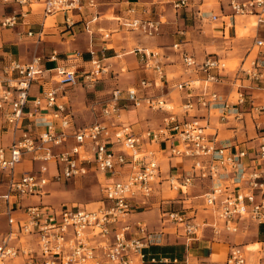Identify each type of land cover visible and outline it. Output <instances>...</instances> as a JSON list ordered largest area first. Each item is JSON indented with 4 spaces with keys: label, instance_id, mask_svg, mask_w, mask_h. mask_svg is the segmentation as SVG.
Returning a JSON list of instances; mask_svg holds the SVG:
<instances>
[{
    "label": "built area",
    "instance_id": "obj_1",
    "mask_svg": "<svg viewBox=\"0 0 264 264\" xmlns=\"http://www.w3.org/2000/svg\"><path fill=\"white\" fill-rule=\"evenodd\" d=\"M0 1L19 6V12L0 22L1 28H14L18 18H25L34 11L33 6L39 5L45 18L61 16L66 31L77 24L73 21L75 17L79 18L77 22L84 23L91 10L89 22L84 23L87 30L89 23L97 21L96 10L101 3L100 0ZM161 1L176 12L190 8L188 0ZM226 7L227 18H254L258 27H264V0H226ZM195 18L198 23L223 24L226 17L207 15L197 9ZM162 24L160 20L133 17L122 19L119 27L152 39L160 34ZM27 36L41 42L44 34L42 30L29 31ZM254 48L257 55L248 66L246 61L241 64L233 76L237 81L246 79L264 92V38L256 39ZM173 49L179 55L181 73L188 78L174 86L185 93L179 114L167 109L164 97L155 94L168 84L162 56L153 50L136 49L146 76L125 91L113 90L96 121L85 127L75 125L70 106L60 101L64 96L62 88L92 87L99 75L106 73L98 60L91 58L90 63L96 69L82 73L65 67L45 70L44 58L40 56L28 63L13 59L4 62L0 69V124L20 135L9 146L0 145V173L6 179L2 200L9 225V231L0 237V264H144V250L152 244L153 233L140 222L131 223L129 217L135 213L137 204L147 207L154 194L163 190L162 186L175 196L159 204L160 220L175 224L188 238L201 236L205 229H210L214 236L237 235L242 223L264 224V95L260 103L246 102L239 84L230 100L223 97L216 87L222 85L228 73L219 56L205 55L198 60L179 44ZM55 57L53 53L48 59ZM80 57L73 52L67 59L76 62ZM46 73L48 76L44 77ZM38 82L52 86L43 89V85L37 96H30L32 86ZM121 102L167 116L157 130L137 134L121 120ZM242 108L246 110L242 112ZM244 113L254 122L255 130L246 145L222 143L207 121L205 125L199 121L213 115L225 124L242 120ZM162 152L190 161L189 171L184 176H165L159 159ZM25 161L30 163V169L17 172ZM88 174L102 176L99 181L102 198L96 209L19 203L44 197L49 184ZM196 183L207 185L193 201L199 200L202 210L213 214L212 224L205 219L201 224L197 222L196 206L174 208L176 195H186ZM16 210L19 217L13 213ZM149 262L160 264L155 259ZM226 264H247L243 247L232 246Z\"/></svg>",
    "mask_w": 264,
    "mask_h": 264
},
{
    "label": "crops",
    "instance_id": "obj_2",
    "mask_svg": "<svg viewBox=\"0 0 264 264\" xmlns=\"http://www.w3.org/2000/svg\"><path fill=\"white\" fill-rule=\"evenodd\" d=\"M168 1L172 2L174 0ZM188 1L190 2V8H187L184 11L176 12L171 5H163L161 0H100L101 3L96 10L98 15L97 21L95 23H89L87 30L84 27V23L89 22L90 17H88V15L89 12H92L91 10L88 11V15H86L87 17L84 18V23L77 22V20L79 19L78 17L74 18L73 21L80 25H74L71 31H66V27L63 25L64 20L61 16L57 17L56 20L59 21L57 23L58 29H64V33L61 34V37H64L65 39H67L68 35H70L71 38H74L76 36L75 30H77L78 27L82 28L83 33L79 34L78 39L81 43L88 39V42L90 44V48H82L85 52V60L83 64L90 63L92 58L93 60H98L101 67H107V62L116 59L118 54L128 53L130 43H128L129 40H127V38L129 37L128 35H131L133 33L122 30L119 27L122 19L133 17L138 19H150L156 21H161V19H164V23L160 28V34L155 37L157 38L155 41L143 40L139 37L135 39L133 38V36L131 39L134 41L132 42L133 45H137L143 50H149L148 47H156L157 50H159L158 53L162 56L161 62L164 63V70L167 78L168 73L176 74L180 70V74H177L171 79L168 78V84L163 90L155 91V94L162 95L168 103H171L173 102L171 96L177 91L174 86L188 79L186 75L181 73L182 68L180 65L179 55L174 51L173 46L179 44L181 49L189 53L188 46L191 45V40L188 38L189 32L194 27L203 28L202 26L204 24L198 23L195 18L197 9L207 15H216L220 17H223L225 15L226 18L223 19L224 23L222 24L220 21L218 22L220 23V39L223 41V45L228 43V39L226 37L228 25L225 20L229 19L230 27L234 29L236 25V18H234V20L229 17L227 18L229 12L226 7V0H217L218 6L213 7L206 6L205 0ZM103 5H106L109 8L106 9V11L102 12L100 11V8ZM131 9L134 10L133 14L129 13ZM205 9L208 10V12H204ZM16 12H19L18 5H4L0 1V22L5 18L12 16ZM108 13H111L113 15V19H105L102 21V23V17L106 16V14ZM231 19L233 20L232 23ZM113 21L115 23H111ZM45 22L46 18L43 16V14L31 11L25 15V18H18L17 24L14 28L4 29L0 27V69L4 62L8 59L17 60L22 63H28L32 60L33 57L38 56L37 46L42 43L43 40L41 42H36L35 38L28 37L27 33L29 31L37 33L42 30L44 36H46L47 34H45ZM59 24L62 26H60ZM253 25H256V23ZM253 25L251 27H254ZM248 26L249 25L243 26L242 29H246ZM93 27L96 28L95 30L97 31L92 32ZM102 28L111 29V31L107 32V34L110 33L109 37L110 39L113 38V40H106L109 37L106 39L103 37L107 34H99L102 32H99L98 30H103ZM71 33H73V35H71ZM260 33L261 30L255 31L256 35L250 42V47L248 49L249 53L246 55L243 63H245V61L249 59L255 49L257 50V48H254V42L256 41V39L260 38ZM118 37H121L124 42H119ZM50 38L55 39L56 36H51ZM61 43H64V45H66V41H63ZM107 43L112 44L113 46L107 48ZM76 47L77 45L73 44L70 46L71 49H74ZM134 50L133 56L128 57L132 68L128 73L132 77L131 82H126L121 86H109V83L112 82V79H108L107 82H104L101 87H97L96 89H92V87L87 86V88H83L82 85L76 86L74 88H62L64 90V96L60 101L67 102V104L70 106L71 110L74 113L75 125L76 119H81L85 122L91 121L90 124L94 123L97 117H99L98 115L100 110L104 107L105 104L110 101L111 93L113 90L119 89L125 91L127 88L136 86V84L146 76L144 67L142 66L141 57L137 55ZM67 52L68 51L66 46L61 47L54 42L51 48H47L45 53L41 54L40 56L44 58L43 68L45 70H53L57 67H65L66 69L70 70L71 68L68 67L67 64L73 61H70L67 58L71 57V54L73 52L69 55H67ZM257 52L258 50L254 54V57L257 55ZM53 53L56 54V57L52 60L48 59ZM60 53H64L63 55H67L66 58H61V56H59ZM90 54L92 57L89 58ZM192 55L194 56V54ZM108 66L109 67L106 68V70H109L108 75H112L113 78L119 79L122 75L120 69L121 66L113 64H109ZM147 75L149 78L152 77L149 74ZM47 76L48 73L44 74V77ZM239 84L243 87L242 93L246 96V102H248L249 100H255V102L257 101L256 103H260L262 101L264 95V92L262 90L255 87L254 84H250V82L246 79H243L241 81L235 80L233 75L224 77L222 85L217 86L216 90L223 97H227V99L230 100L235 92L236 87ZM43 85V89L52 86L51 83L38 82L32 86L30 90V96H37L40 93L41 87ZM177 93L179 98V101H177L181 106L184 102L183 98L185 96V93L179 91H177ZM121 105V120L129 124L133 131L137 134H143L147 130H157L163 123L162 119L167 116L166 113L153 112L145 108H136L126 102H121ZM142 109L147 112L158 113L159 120L154 123V126H152V122H150L149 119H146V113L142 111ZM241 110L242 112H244L246 109L242 108ZM199 121L201 125H205L207 121L208 127L211 129V132L213 133L214 131H217L218 140H220L224 144L238 143L246 145L247 141H249V139L255 135V130L253 129L254 122H251L249 116L245 113L242 115V120L230 121L225 124L219 122L218 118L213 115L204 119H200ZM19 135V132H12V130L4 123L0 124V145L2 147L9 146L13 141V138L18 137ZM161 147H164V145H162ZM162 154L163 156L160 157L166 160L167 165V171L163 172V163L160 161L161 170L164 174H170L172 176H184L187 171H189L190 161L171 158L169 157L168 152H162ZM206 187V184L196 183L187 191L186 195L177 194L176 200L173 201V203L175 204L174 208L179 209L181 206L185 208H191L193 206H196V216L198 221V209L200 208L201 203L200 201H193V197L201 195L205 191ZM161 189L163 190H158V192H156L150 199V204L147 207H142L140 204H137L135 206L137 208L135 213L129 217L131 223L135 224L140 222L146 225L147 230L150 233H153L152 244L146 247V249L144 250V254L146 256L144 264H151L149 262L151 259H155L160 264H226L229 250L232 246L235 245L237 240L240 242L239 245H241V247H246L248 245L254 244L259 245L260 250L258 251L256 256V264H262V259L264 258V224H256L253 222L242 223L239 225L240 230L237 235H227L222 233L220 236H214L210 229H206L201 236L197 238H188L175 224H164L161 222L158 206L161 201L172 197V194L168 192L164 188V186H162ZM5 193L6 184L4 193L0 194V237L5 235L9 231L7 217L5 216L6 206L5 202L2 200V196ZM30 199L33 200H30V202H28V200H24L19 203L24 206L28 204H37L38 202L46 203L44 201V197L40 199ZM13 213L16 217H19V213L17 210ZM189 213L190 212H188L187 214ZM217 226L221 228V223H218ZM240 235H242V238L237 239L236 236L240 237ZM247 264H250L248 258Z\"/></svg>",
    "mask_w": 264,
    "mask_h": 264
},
{
    "label": "rangeland",
    "instance_id": "obj_3",
    "mask_svg": "<svg viewBox=\"0 0 264 264\" xmlns=\"http://www.w3.org/2000/svg\"><path fill=\"white\" fill-rule=\"evenodd\" d=\"M165 6H170V4H163ZM205 5L209 7L218 6L217 0H205ZM106 5H103L100 8V11H106L108 9ZM34 12L41 13V7L39 5H35L32 7ZM204 12H208V10H204ZM55 17H48L46 18L45 22V34L46 36H43V41L40 43L38 47V56H41V54H44L45 51L51 48V46L54 44H57L61 47L66 46L67 48V55L71 54L72 52H78L81 57L77 60V62L73 63L70 62L67 64L68 67H70L71 71H77L79 73H82L84 71H89L92 68L96 69V65H92L91 63L83 64L85 60V52L82 48H90V44L88 42V39L86 41H83L82 43L79 41V34L83 33L82 28H79L76 31V36L74 38H71L70 35H68L67 39L64 37H61V34L64 33V29L59 30L57 23L59 21L56 20ZM112 20L113 15L111 13L106 14V16H103L101 19V22L103 20ZM228 25L227 34L226 37L228 39V43L222 44V40L220 39V23L216 24H209L208 22L203 24V28H196L194 27L188 34V38L191 40V45L188 46L189 53L194 54V57L198 60L202 59L205 55L208 56H214L218 55L225 63L227 67V73L228 75H233V73L238 69V67L243 63V61L246 58V55L249 53L248 49L250 47V42L255 37V31L261 30L260 37L264 38V27H258L257 25H253L256 23L254 18H246V17H236V25L235 29L230 27V20H225ZM231 19V23H232ZM110 22V21H109ZM161 22L164 23V19H161ZM103 23V22H102ZM111 23H115L114 21ZM252 23V24H251ZM101 24V23H100ZM57 25V26H56ZM60 25V24H59ZM80 25V24H77ZM249 25L246 29H242L243 26ZM254 27H251V26ZM62 26V25H60ZM98 26V24H97ZM95 27V26H94ZM92 28V32L97 31L96 28ZM103 27V26H101ZM103 29V28H102ZM99 34H107V32H110L111 29H103L98 30ZM98 34V33H96ZM51 36H56L55 39L50 38ZM127 38L129 44V49L127 54H118L117 58L108 61L107 67L105 66L104 69L108 68L109 64L113 65H120L121 69V77L119 79L113 78L112 75L109 74V70H106V73L103 75H99V80L95 83H93L92 89H96L97 87H101L104 82H107L108 79H112V82L109 83V86H121L126 82H131L132 77L129 73V71L132 69L131 64L128 60V57L133 56V50L135 49H141V47H138L137 45H133L132 42H134L131 38H141L143 40H149V41H155V39L146 38L143 35L133 33L131 35H128ZM61 37V38H60ZM119 42H124L121 37H118ZM106 40H113V38L110 39V37ZM63 41H66V45L64 43H61ZM77 45L76 48L71 49V45ZM107 48H110L113 46L112 44L107 43ZM36 46V45H35ZM56 46V45H55ZM149 50H153L156 52H159L156 47H148ZM71 50V51H70ZM74 50V51H73ZM94 50V49H90ZM134 50V51H135ZM253 51L252 55L249 57L248 60H246V66H248L249 61L254 58V54L256 53ZM64 53H60L59 56L61 58H66L67 55H63ZM92 57L91 54L89 55V58ZM96 61V59H95ZM111 62V63H110ZM75 68V69H74ZM177 74H180V70L176 74L168 73V78L171 79L172 77L176 76ZM83 88H87L85 85H82ZM173 102L168 103L167 101V109H169L174 114H179L181 112L180 104L178 103V93L177 91L171 96ZM178 100V101H177ZM146 113V119H149L150 122H152V126H154V123L159 120L158 119V113H151L147 112L142 109ZM124 118V117H123ZM76 125L78 127H85L88 124L91 123V121H83L81 119H76ZM251 126V125H250ZM160 161L163 163L162 170L163 172L167 171V165L166 160L162 159L161 157ZM30 169V163L28 161L23 162L21 165L17 167V172H25ZM164 174V173H163ZM166 176V174H164ZM102 180V176H95L93 174H88L85 177L77 178L75 180L67 181V182H60V183H53L49 184L48 187H46L45 191L47 195L44 196V201L54 207H61L65 206L67 208H84L87 209H96L98 206H100L99 202L101 201L102 195H101V188L99 185V181ZM5 184L6 179L4 176L0 173V194H3L5 191ZM175 196V193H172V197ZM28 202L33 199H27ZM199 201V200H197ZM198 207V206H197ZM199 218L198 223L201 224L203 220L205 219L209 224L213 223L215 221V218L213 214L209 211H204L200 207L199 209ZM204 211V212H203ZM206 230V229H205ZM237 239L242 238V235L236 236ZM239 241L237 240L235 245H239ZM243 250L245 252L246 258H248L250 264H256V256L258 251L260 250L259 245H248L246 247H243Z\"/></svg>",
    "mask_w": 264,
    "mask_h": 264
}]
</instances>
